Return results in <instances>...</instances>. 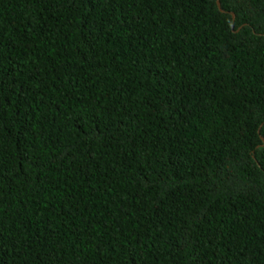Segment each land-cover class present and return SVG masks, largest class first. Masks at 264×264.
Listing matches in <instances>:
<instances>
[{
    "label": "trees",
    "instance_id": "1",
    "mask_svg": "<svg viewBox=\"0 0 264 264\" xmlns=\"http://www.w3.org/2000/svg\"><path fill=\"white\" fill-rule=\"evenodd\" d=\"M216 1L0 0V264H264V0Z\"/></svg>",
    "mask_w": 264,
    "mask_h": 264
},
{
    "label": "water",
    "instance_id": "2",
    "mask_svg": "<svg viewBox=\"0 0 264 264\" xmlns=\"http://www.w3.org/2000/svg\"><path fill=\"white\" fill-rule=\"evenodd\" d=\"M216 4H217V7L219 8V10H220L221 12H223V10H222L221 7H220V2H219V0L216 1ZM232 17L234 18L233 15H232Z\"/></svg>",
    "mask_w": 264,
    "mask_h": 264
}]
</instances>
